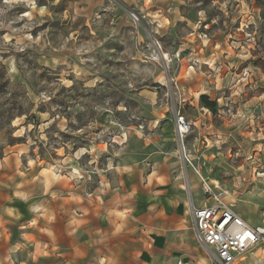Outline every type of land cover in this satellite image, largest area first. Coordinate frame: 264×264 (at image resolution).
<instances>
[{
	"label": "rangeland",
	"instance_id": "1",
	"mask_svg": "<svg viewBox=\"0 0 264 264\" xmlns=\"http://www.w3.org/2000/svg\"><path fill=\"white\" fill-rule=\"evenodd\" d=\"M0 127V264H72L57 197L124 166L258 224L264 0H0Z\"/></svg>",
	"mask_w": 264,
	"mask_h": 264
},
{
	"label": "crops",
	"instance_id": "2",
	"mask_svg": "<svg viewBox=\"0 0 264 264\" xmlns=\"http://www.w3.org/2000/svg\"><path fill=\"white\" fill-rule=\"evenodd\" d=\"M168 170L166 163L152 170L143 164L124 166L115 184L103 181L87 193L73 187L57 197L63 208L61 229L71 236L67 255L72 264H211L192 231L185 186L168 183ZM193 201L197 207L205 205ZM234 211L250 225H261L262 213L260 222L253 224ZM193 242L204 255L195 253ZM259 252L264 255V246L236 264H245L249 255Z\"/></svg>",
	"mask_w": 264,
	"mask_h": 264
},
{
	"label": "built area",
	"instance_id": "3",
	"mask_svg": "<svg viewBox=\"0 0 264 264\" xmlns=\"http://www.w3.org/2000/svg\"><path fill=\"white\" fill-rule=\"evenodd\" d=\"M132 18L138 20L135 15ZM192 127L193 124L179 113L176 118V138L180 152L186 159L189 156L184 142ZM189 212L196 241L211 264H236L254 249L264 246V211L261 225L257 227L247 223L232 207L224 204L197 207L191 199Z\"/></svg>",
	"mask_w": 264,
	"mask_h": 264
},
{
	"label": "trees",
	"instance_id": "4",
	"mask_svg": "<svg viewBox=\"0 0 264 264\" xmlns=\"http://www.w3.org/2000/svg\"><path fill=\"white\" fill-rule=\"evenodd\" d=\"M201 103L205 106V107H207V108H212V106H214L213 105V103H211L210 102V100H209V98L208 97H206V96H202L201 97ZM19 117H21V116H23V114H22V112L18 115ZM14 120V117L12 116V117H8V123L7 124H11V122ZM1 128V127H0ZM0 133H2L3 134V131H2V129H0ZM17 139H15V138H13L12 140H11V143L9 144V146H14L15 145V142H17L16 141ZM2 152V148H0V157L3 155V153H1Z\"/></svg>",
	"mask_w": 264,
	"mask_h": 264
},
{
	"label": "bare ground",
	"instance_id": "5",
	"mask_svg": "<svg viewBox=\"0 0 264 264\" xmlns=\"http://www.w3.org/2000/svg\"><path fill=\"white\" fill-rule=\"evenodd\" d=\"M216 184H218V183L216 182Z\"/></svg>",
	"mask_w": 264,
	"mask_h": 264
}]
</instances>
